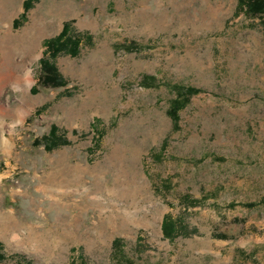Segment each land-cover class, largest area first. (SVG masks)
<instances>
[{"label": "rangeland", "instance_id": "374dc122", "mask_svg": "<svg viewBox=\"0 0 264 264\" xmlns=\"http://www.w3.org/2000/svg\"><path fill=\"white\" fill-rule=\"evenodd\" d=\"M27 1L0 0V264H264V17Z\"/></svg>", "mask_w": 264, "mask_h": 264}, {"label": "trees", "instance_id": "16d2710c", "mask_svg": "<svg viewBox=\"0 0 264 264\" xmlns=\"http://www.w3.org/2000/svg\"><path fill=\"white\" fill-rule=\"evenodd\" d=\"M29 1L25 4L26 9L29 7ZM239 9L254 17H264V0H239ZM81 43V37L72 36L67 25L58 37L48 40L45 44L46 51L43 58L40 60L41 76L35 87L39 85H42L45 88L61 87L64 84L63 79L58 74L55 66L49 63L50 59L48 57L50 56L52 59H55L67 46L71 47L73 50H78ZM151 79L152 78H146L145 81H151ZM176 91L178 98L174 101V107L170 110L173 120H178L177 116L179 111L188 104L191 97L199 94V91L194 88H178ZM167 225L168 223L165 224V228ZM171 229L172 226H170V230Z\"/></svg>", "mask_w": 264, "mask_h": 264}, {"label": "bare ground", "instance_id": "6f19581e", "mask_svg": "<svg viewBox=\"0 0 264 264\" xmlns=\"http://www.w3.org/2000/svg\"><path fill=\"white\" fill-rule=\"evenodd\" d=\"M7 60H8V58H6L5 61H7ZM7 63H8V67L11 66L10 61H8ZM1 72H2V71H0V73H1ZM5 76H6V75H5L4 73L0 74V78H4Z\"/></svg>", "mask_w": 264, "mask_h": 264}, {"label": "clouds", "instance_id": "9594fccd", "mask_svg": "<svg viewBox=\"0 0 264 264\" xmlns=\"http://www.w3.org/2000/svg\"><path fill=\"white\" fill-rule=\"evenodd\" d=\"M15 123H16V124H19V123H20V121L18 120V121H16ZM3 143H4V144H5V146H6V144H7L6 140H5V141H3Z\"/></svg>", "mask_w": 264, "mask_h": 264}]
</instances>
